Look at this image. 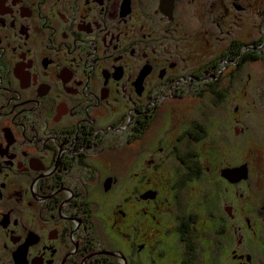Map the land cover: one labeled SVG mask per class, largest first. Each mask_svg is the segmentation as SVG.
I'll list each match as a JSON object with an SVG mask.
<instances>
[{
	"label": "flooded vegetation",
	"instance_id": "obj_1",
	"mask_svg": "<svg viewBox=\"0 0 264 264\" xmlns=\"http://www.w3.org/2000/svg\"><path fill=\"white\" fill-rule=\"evenodd\" d=\"M230 6L0 0V264H264V191L230 183L264 43L234 50Z\"/></svg>",
	"mask_w": 264,
	"mask_h": 264
},
{
	"label": "rangeland",
	"instance_id": "obj_2",
	"mask_svg": "<svg viewBox=\"0 0 264 264\" xmlns=\"http://www.w3.org/2000/svg\"><path fill=\"white\" fill-rule=\"evenodd\" d=\"M242 1L248 8L244 14L230 6V41L248 42L259 30L264 39V0ZM219 10L220 18L221 5ZM257 16L262 29L254 22ZM243 72L230 79V167L248 164V185L250 195L254 196L259 186L264 191V62L245 65ZM117 137L119 144L122 133ZM233 193H243V187H237Z\"/></svg>",
	"mask_w": 264,
	"mask_h": 264
},
{
	"label": "trees",
	"instance_id": "obj_3",
	"mask_svg": "<svg viewBox=\"0 0 264 264\" xmlns=\"http://www.w3.org/2000/svg\"><path fill=\"white\" fill-rule=\"evenodd\" d=\"M231 1V0H230ZM234 1H236L237 3H239L243 8H244V12H242V14H244L247 10H248V8L245 6V4H244V2L242 1V0H234ZM258 17L259 16H257L256 17V20L254 21V22H258V24L260 25V28H261V23H260V21H261V19L260 20H258ZM258 20V21H257ZM262 29V28H261ZM252 38V37H251ZM250 38V39H251ZM244 41H239V40H237V41H235V42H231V45L234 47V46H236L237 48L236 49H234L235 51H238L239 52V50L241 49V48H245V47H248V46H257V45H260V44H263L264 43V39L263 38H261L260 40H258V42L257 43H255V42H253V43H251V44H247V45H245L244 43H243ZM230 45V47H232ZM232 50H231V48H230V61H232L233 62V60H235V54L234 53H232L231 52ZM258 59V55H255V54H249V55H247V56H245L243 59H241V61H245V60H247V61H255V60H257ZM236 77L234 76L233 77V75L230 77V79L232 80V79H235Z\"/></svg>",
	"mask_w": 264,
	"mask_h": 264
},
{
	"label": "water",
	"instance_id": "obj_4",
	"mask_svg": "<svg viewBox=\"0 0 264 264\" xmlns=\"http://www.w3.org/2000/svg\"><path fill=\"white\" fill-rule=\"evenodd\" d=\"M247 178V167L241 165L239 167L230 169V183H236Z\"/></svg>",
	"mask_w": 264,
	"mask_h": 264
}]
</instances>
